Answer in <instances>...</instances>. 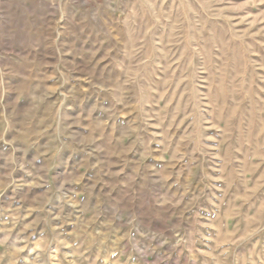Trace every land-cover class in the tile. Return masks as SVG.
<instances>
[{
	"label": "rangeland",
	"instance_id": "rangeland-1",
	"mask_svg": "<svg viewBox=\"0 0 264 264\" xmlns=\"http://www.w3.org/2000/svg\"><path fill=\"white\" fill-rule=\"evenodd\" d=\"M0 264H264V0H0Z\"/></svg>",
	"mask_w": 264,
	"mask_h": 264
}]
</instances>
